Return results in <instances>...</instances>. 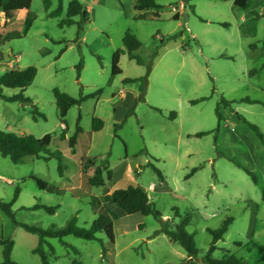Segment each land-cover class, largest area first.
<instances>
[{
    "label": "rangeland",
    "instance_id": "1",
    "mask_svg": "<svg viewBox=\"0 0 264 264\" xmlns=\"http://www.w3.org/2000/svg\"><path fill=\"white\" fill-rule=\"evenodd\" d=\"M60 1L26 0V9L12 19L0 11V35H22L0 46V75L14 67L38 70L26 90L3 89L6 97L23 94L32 103L0 97V130L36 138L51 134L50 150L65 158L61 175L56 158L27 157L16 165L0 154V198L12 202L20 189L13 205L16 220L48 229L64 227L77 216L78 226L89 228L97 217L93 197L102 198L105 189L112 193L141 186L171 229L191 217L187 231L195 236L197 257L189 258L179 244L159 234V219L134 214L115 220L95 241L66 237L79 256L51 239V264H72L75 259L82 264H205L212 242L209 231L228 218L233 222L213 257L223 261L233 254L246 264H264V145L238 117L264 134V0H248V10L236 7L235 0H155L161 8L144 12L143 18H138L137 0H78L89 18L80 36L77 24L60 26L74 0H63L60 18L48 17ZM28 14L33 25L25 34ZM128 32L142 43L135 53L141 64L126 53L120 61L123 73L113 76V56L125 49ZM252 45L257 50L252 51ZM149 66L146 101L137 102L141 82L125 80L144 78ZM55 89L74 98L99 90L103 94L73 106L62 120ZM203 98L207 99L192 104ZM223 98L231 104H223ZM35 106L45 119L34 113ZM217 110L223 121L216 142ZM79 116L83 131L72 149L69 139ZM94 118L104 122L99 132L92 130ZM198 133L207 134L197 137ZM105 160L112 170L111 178L105 175L106 187H86L85 168L92 176ZM150 164L162 172L163 180ZM237 164L252 171L258 184ZM193 169L196 173L187 178ZM31 177L66 194L42 191ZM37 204L57 211L33 210ZM9 237L15 242V262L42 264L33 253L38 236L15 226L0 210V239Z\"/></svg>",
    "mask_w": 264,
    "mask_h": 264
},
{
    "label": "trees",
    "instance_id": "2",
    "mask_svg": "<svg viewBox=\"0 0 264 264\" xmlns=\"http://www.w3.org/2000/svg\"><path fill=\"white\" fill-rule=\"evenodd\" d=\"M234 5L238 8L248 10L249 3L248 0H235ZM155 0H137L135 9L139 12L138 18H143L147 11H154L160 9ZM26 9V0H0V11L4 13L7 19H12L15 14L19 11ZM47 9L49 6L47 5ZM63 14V0L60 1L59 8L51 13L48 17L50 18H60ZM153 15H158L154 13ZM80 17V21L76 22L75 18ZM179 15L175 14L174 19L179 20ZM89 18L85 12L84 5L78 0H74L69 4L67 18L60 22V26H73L78 25L79 31L78 35L80 36L84 30V25L87 24ZM26 30L25 34L30 30L33 25V18L30 14L26 17ZM20 33H10L6 36L0 35V46L9 42L13 38L21 37ZM124 47L125 49H119L115 52L112 60V75L118 76L123 73V70L120 68L121 57L124 54H128L130 60L136 61L138 64H141V60L135 55V53L142 47V43L137 39L135 35L128 32L124 37ZM251 50H257L256 45L251 46ZM158 54L155 55V57ZM101 60L100 58H98ZM83 68V63L79 65V74ZM151 72V67L148 68V73L144 78L140 79H126L125 83L132 82H141L140 95L137 98V102L146 101V87L148 85V78ZM38 70L36 67H27L25 69H20L14 67L0 75V97L8 102L20 101L24 104L32 103V101L23 94L15 95L13 97H6L3 95V89H21L26 90L31 86L37 76ZM256 70L251 71V75H255ZM103 94L102 90L97 91L96 93L86 96L74 98L67 93L60 91L59 89L54 90V95L56 99V104L59 110V116L64 120L69 110L73 106H81L89 98L97 97ZM207 98L200 99L198 101H192V104H197L200 101H204ZM249 103H255L249 99L246 100ZM225 105H230L231 102L225 100L224 98L221 101ZM133 111V109L131 110ZM34 113L41 118L45 119V116L38 111V108L34 107ZM176 113L173 112L171 119H175ZM218 115V127L216 129V142L218 139V134L220 132L221 123L223 118L217 110ZM244 124L255 134L259 141L264 145V134L261 129L247 121L242 115H238ZM37 120V117H34ZM81 116H79L76 132L69 139L70 148L74 149L79 134L82 133V128L80 126ZM123 123L116 125V130H119L122 127ZM104 122L99 118L93 119V132H99L103 129ZM207 133H198L197 137H202ZM53 137L51 134L45 135L43 138H36L33 135L27 134H16L13 132H7L0 130V154L4 158H9L14 164H21L25 158L34 157L41 158L44 160H49L51 158H56L59 160V172L63 175L65 166V158L60 151L52 152L50 146L52 144ZM90 164L93 162L90 161ZM159 176L161 180L164 179L162 172L156 168L154 165H149ZM239 168H242L253 180L255 184H258L257 176L247 168H244L241 164H237ZM87 167L85 168L83 174L84 185L88 188H105L106 187V176L108 178L112 177V170L109 168V161L105 160L101 165H99L92 176L86 174ZM197 169H193L187 178H190L196 173ZM106 175V176H105ZM31 180L36 181L38 187L42 191H46L51 194L63 196L66 194V190L58 188L42 179L37 177H31ZM20 194V189L18 188L15 193L14 200L12 202H5L0 198V210L4 212L17 227H22L28 233L37 235L39 238L38 246L33 250V253L38 255L41 259L42 264H51L50 255H55V248L50 243L51 239H58L61 244L71 248L76 256H79V251L72 247L70 244L64 241L66 237L73 236L78 239H83L85 241H95L97 240V235L102 233L104 230L109 228L115 220H118L126 215L141 214L143 216H153L156 219H159L162 222V227L159 230V234L166 235L171 242L179 244L188 254L189 258L197 257L199 251L196 248L195 236L187 231L188 226L191 223V217L187 215L183 221L171 229L167 222L163 221L161 213L152 205L150 202L147 191L141 187H128L127 189H118L110 193L108 189L104 190L103 197H93L92 205L97 209V217L93 221L92 225L89 228H81L78 226L77 216L72 217L64 227L52 226L48 229H42L36 226H30L22 224L16 220L15 213L13 211V205L17 201ZM262 198L264 200V188L262 190ZM33 210H44L49 214H55L57 207H48L43 204H37ZM233 219L228 218L224 221L223 225L217 230H210L212 235V242L209 246L208 253L204 258L205 264H246V262L233 254H227L223 261L217 260L213 257V254L218 250V242L221 241L225 234L228 232L230 225L232 224ZM237 246L241 244L237 243ZM15 246L14 240L9 237L7 239H0V247L3 248V261L0 264H21L15 262L12 258L13 249ZM72 264H82L78 259H75Z\"/></svg>",
    "mask_w": 264,
    "mask_h": 264
},
{
    "label": "crops",
    "instance_id": "3",
    "mask_svg": "<svg viewBox=\"0 0 264 264\" xmlns=\"http://www.w3.org/2000/svg\"><path fill=\"white\" fill-rule=\"evenodd\" d=\"M114 192V191H113Z\"/></svg>",
    "mask_w": 264,
    "mask_h": 264
}]
</instances>
